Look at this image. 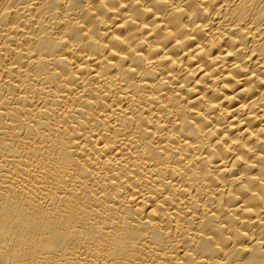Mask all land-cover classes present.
I'll list each match as a JSON object with an SVG mask.
<instances>
[{
	"label": "bare ground",
	"instance_id": "bare-ground-1",
	"mask_svg": "<svg viewBox=\"0 0 264 264\" xmlns=\"http://www.w3.org/2000/svg\"><path fill=\"white\" fill-rule=\"evenodd\" d=\"M0 264H264V0H0Z\"/></svg>",
	"mask_w": 264,
	"mask_h": 264
}]
</instances>
